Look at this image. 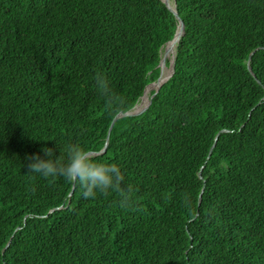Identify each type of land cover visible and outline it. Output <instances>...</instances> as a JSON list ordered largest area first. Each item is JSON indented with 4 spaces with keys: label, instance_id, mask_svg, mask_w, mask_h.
Returning <instances> with one entry per match:
<instances>
[{
    "label": "trees",
    "instance_id": "1",
    "mask_svg": "<svg viewBox=\"0 0 264 264\" xmlns=\"http://www.w3.org/2000/svg\"><path fill=\"white\" fill-rule=\"evenodd\" d=\"M174 7L173 74L109 131L157 78L175 14L162 0H0V264H264V0ZM57 141L106 144L91 155L121 164L133 203L30 173L28 154Z\"/></svg>",
    "mask_w": 264,
    "mask_h": 264
},
{
    "label": "clouds",
    "instance_id": "2",
    "mask_svg": "<svg viewBox=\"0 0 264 264\" xmlns=\"http://www.w3.org/2000/svg\"><path fill=\"white\" fill-rule=\"evenodd\" d=\"M95 86L110 106L122 103L113 92L110 81L103 72H96ZM57 147H59V155ZM27 160L30 173L39 174L45 178L62 177L70 183L79 185L86 198L95 199L98 195L118 192L121 206H129L133 203L131 185L123 186L125 173L121 164L93 158L83 142L61 145L57 141L56 146L45 144L39 151L28 154Z\"/></svg>",
    "mask_w": 264,
    "mask_h": 264
},
{
    "label": "water",
    "instance_id": "3",
    "mask_svg": "<svg viewBox=\"0 0 264 264\" xmlns=\"http://www.w3.org/2000/svg\"><path fill=\"white\" fill-rule=\"evenodd\" d=\"M165 4H166V6L175 14V16L177 17V19H178V26H177V29H176V31H175V33H174V36H173V38L171 39V40H169L168 42H166V44L163 46V50H161V57H160V61H159V64H158V67L160 68V72H159V74H158V76H157V78L154 80V81H152V82H150V83H148L147 85H146V87H145V89H144V92H143V94H142V96H141V100H142V98H143V96L145 95V93H146V88L148 87V85H158V87H156L155 89H153V91L151 92V94H150V96H149V99H148V102L142 107V108H139V109H137V104H135V106L133 107V108H131V109H129V110H127V111H120L119 113H117L115 116H114V118H113V120H112V122H111V124H110V127H109V131H110V129H111V127H112V125H113V123H114V121L118 118V117H123V116H132V115H137V114H140V113H142V112H145L150 106H151V104H152V101H153V99H154V96H155V94L159 91V89H160V86H161V84L163 83V82H165L172 74H173V72H174V63H175V46H176V44H177V42H178V40H179V38H180V36H181V34H182V32H183V27H184V22H183V20L181 19V17L178 15V13H177V11H176V9H175V7H174V3H175V0H162ZM173 5H172V4ZM168 43H172V45H173V50H172V55H171V58L170 59H168V57L166 56V52H165V50H166V46H167V44ZM247 66H248V68H249V70L252 72V69H251V66H250V64H249V61H247ZM166 68H168L169 70H170V72H169V74H168V76L164 79V80H162V81H160V78H161V75H162V73H163V70L164 69H166ZM253 73V72H252ZM254 74V73H253ZM225 129H222V130H220L219 132H221V131H224ZM109 131H108V133H109ZM105 149H106V144L104 145V147L100 150V151H98V152H95V151H89L90 152V154H96V153H99V152H103V151H105ZM199 199H200V197H199Z\"/></svg>",
    "mask_w": 264,
    "mask_h": 264
},
{
    "label": "bare ground",
    "instance_id": "4",
    "mask_svg": "<svg viewBox=\"0 0 264 264\" xmlns=\"http://www.w3.org/2000/svg\"><path fill=\"white\" fill-rule=\"evenodd\" d=\"M171 50H173V45H172V43H168L166 46V50H165L166 56L168 55L169 51H171ZM169 72H170L169 69H167V68L164 69L163 73L161 75L160 81L164 80L168 76ZM155 86L158 87V85H156V84L155 85H148V87L146 88V93L143 96L141 103L139 105H137V109L142 108L148 102L149 96L151 94V90L155 89L156 88Z\"/></svg>",
    "mask_w": 264,
    "mask_h": 264
},
{
    "label": "rangeland",
    "instance_id": "5",
    "mask_svg": "<svg viewBox=\"0 0 264 264\" xmlns=\"http://www.w3.org/2000/svg\"><path fill=\"white\" fill-rule=\"evenodd\" d=\"M163 49H164V48H163ZM163 49H162V50H163ZM171 52H172V50H171V51H169V53H168V55H167L168 59H170V58H171V55H172V53H171ZM167 69H168V68H167ZM141 101H142V100L140 99V101L137 103V105H139V104L141 103Z\"/></svg>",
    "mask_w": 264,
    "mask_h": 264
}]
</instances>
